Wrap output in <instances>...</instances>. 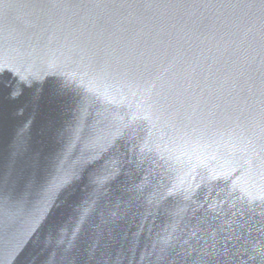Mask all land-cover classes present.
Segmentation results:
<instances>
[{
    "label": "water",
    "instance_id": "obj_1",
    "mask_svg": "<svg viewBox=\"0 0 264 264\" xmlns=\"http://www.w3.org/2000/svg\"><path fill=\"white\" fill-rule=\"evenodd\" d=\"M0 264H264V0H0Z\"/></svg>",
    "mask_w": 264,
    "mask_h": 264
}]
</instances>
